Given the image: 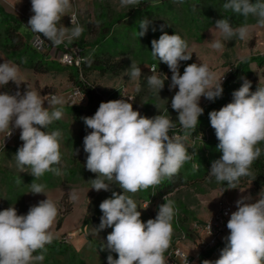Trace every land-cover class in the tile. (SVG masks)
<instances>
[{
    "label": "clouds",
    "instance_id": "clouds-1",
    "mask_svg": "<svg viewBox=\"0 0 264 264\" xmlns=\"http://www.w3.org/2000/svg\"><path fill=\"white\" fill-rule=\"evenodd\" d=\"M119 2L120 7L130 9L141 0ZM71 8V0H31L33 15L26 26L55 46L71 42L84 32L74 15L70 16V28L61 23ZM223 8L245 18L257 17V24L264 26V0H227ZM150 23L148 18L139 22V37L146 35ZM215 26L224 40H244L249 35L247 24L233 28L227 18L217 20ZM151 46L152 56L172 73L170 90L178 88L171 99V107L178 113L177 121L185 132L194 130L204 112L201 97L209 101L221 97L224 76L218 78L207 64L197 63L188 64L181 75L180 63L190 60L192 53L179 34L164 32L158 40L151 41ZM211 47L221 50L224 45L215 39ZM149 68L152 74L147 77V84L159 93L167 76L157 72L156 64ZM127 71L132 80L142 75L134 63ZM242 79V85L232 93V102L209 113L219 141L218 151L222 153L212 162L209 174L217 182H227L228 189L237 188L241 177L252 175L251 166L262 153L258 145L264 143V87L258 86L253 92L251 81ZM9 82L19 89L24 79L17 65L4 61L0 63V87ZM44 102L29 87L23 93L0 92V133L6 138L13 134V129L20 130L23 144L14 155L17 167L22 172L25 167L30 168V174L37 179L49 171L60 174L53 166L61 161V132L41 129L62 118L63 110L56 106L65 101L52 95L48 107ZM81 119L91 129L83 138L85 167L96 175L91 189L112 191L115 184L123 191H112L111 197L99 205L103 215L97 234L99 230L112 229L100 249L118 255L113 258L109 254L107 264H166L164 253L171 244L176 214L174 202L165 196L156 217L143 222L137 203L127 193L158 186L163 179L176 175L191 159L184 143L188 136L170 135L176 127L172 119L164 114L143 116L126 99L101 102L94 115ZM30 187L33 194H45L44 185L32 182ZM70 198L78 199L75 193ZM236 209L227 221L229 235L223 238L225 246L219 258L214 262L204 260L202 264H264V188L254 201L251 196L238 199ZM57 215L58 208L48 197L31 206L26 215H19L15 206L0 211V264H40L45 258V246L54 239L50 229Z\"/></svg>",
    "mask_w": 264,
    "mask_h": 264
},
{
    "label": "rangeland",
    "instance_id": "rangeland-1",
    "mask_svg": "<svg viewBox=\"0 0 264 264\" xmlns=\"http://www.w3.org/2000/svg\"><path fill=\"white\" fill-rule=\"evenodd\" d=\"M225 2L227 1L209 0L210 8L207 9L203 8V5H197L196 0H190L188 3L183 0L182 2L169 0L167 3L155 0L151 2L152 10L146 17L135 18L132 13L139 7L130 9L120 7L119 0H71L72 8L62 18L61 23L70 28V16L75 14L77 22L84 28V32L79 38L52 48L46 57L48 63L31 66L30 63H27L26 57L21 59L22 62H26L25 64L16 63L8 57L0 45V63L4 61L14 63L19 67L24 79L19 89L15 84L9 82L7 86L0 87V92L14 94L19 90L23 93L29 87L40 94L41 99L45 101V107H48L47 101L52 95L65 101L63 105L56 106L62 108V118L53 121L47 129H41L47 132L57 130L61 132V161L60 164L53 166L60 170L59 175L49 171L37 179L30 174V168L25 167L22 172L17 167L14 155L23 144L19 138V129L15 130V135L9 146L0 152V211L15 206L19 215H26L31 206L47 199V197L58 208V215L50 231L55 239L66 244L69 249L64 255L56 254L47 262L44 259L40 264H107L109 254L113 258H118L116 253L100 249L103 247V243H106V237L112 229L99 230L98 234L97 229L103 215L99 208L100 203L104 199L110 198L112 191L121 194L123 191L115 184L112 185V191L97 192L91 189V180L95 179L96 175L81 165L79 160L81 159V155H79L81 150L78 149V144L83 141L79 135L81 124L76 121L70 111L72 104L81 103L78 98L80 95L78 94L75 98L69 97L76 89L71 81L74 69L62 67L59 63L58 60L62 54L61 46L68 48L81 42L85 52L100 53L101 49L107 50L105 54L100 55L103 63H95L94 68L82 78L105 90L126 95L130 103L134 105L133 108L143 116L151 118L164 114L177 125L179 124L178 113L172 109L171 99L178 88L172 90L169 88L172 73L165 75L167 79L159 93L147 84V77L152 74L149 67L154 64L150 59L148 40L153 37V32L163 33L168 29L173 30L188 43V52L192 53L190 60L180 63L181 75L188 64L197 63L207 64L218 78L226 77L245 59L264 54V26H259L257 17L254 16L245 18L246 23H243L235 13L223 8ZM0 6L7 15L28 18L33 15L31 0H0ZM145 18H148L151 23L146 35L139 37L137 32L139 22ZM223 18L229 19L233 28L247 24L249 26L248 37L244 40L237 38L230 41L224 40L215 26V22ZM23 33L25 40H33L27 30H23ZM107 33V39L102 41V36ZM215 39H219L223 43L224 47L221 50L211 47V43ZM242 57L245 59L242 60ZM132 63L139 66L142 72L141 77L137 80H132L127 71ZM114 64L117 68H113ZM249 67L256 76L257 86L264 87V67L257 65L255 61H251ZM157 72L160 71L157 70ZM137 87L140 88L139 92L136 91ZM237 89L239 88L236 86H229L224 91L222 101L215 108L221 109L232 102V93ZM72 100H74L73 103H71ZM206 102L207 99L201 97L200 106L203 108L207 104ZM4 135V133H0L1 138ZM205 138L204 141L197 140V144L201 148V157L208 162L203 163L201 160L193 163V167L198 171L187 184L167 195H159L152 188L142 189L135 194L127 193L137 203L143 222L156 217L159 205L165 202V196L174 202L176 214L172 221L173 235L170 247L165 251L164 257L176 248H181L194 258L192 264H200L199 257L203 249L210 250L206 260L214 262L219 258L220 251L225 246L224 243H221L223 239V235H221L219 238L221 242L207 249L206 242L209 237L205 233L195 232L194 224L208 221L222 203L230 204L234 211L237 210L236 201L238 199L242 196H251L254 201L261 189L264 188L263 185L258 186L253 180L248 179L244 186L237 185L235 189H228L227 184L217 182L214 177H211L209 174L211 164L214 160L219 159L222 153L218 151L219 141L212 128L208 130ZM209 143L213 146L212 148ZM258 147L262 149L258 159L264 160V143H260ZM253 165L250 169L252 173H254ZM32 182L44 185L45 194L31 193ZM73 193L78 197L75 201L70 198ZM145 207L147 208L144 209Z\"/></svg>",
    "mask_w": 264,
    "mask_h": 264
},
{
    "label": "trees",
    "instance_id": "trees-1",
    "mask_svg": "<svg viewBox=\"0 0 264 264\" xmlns=\"http://www.w3.org/2000/svg\"><path fill=\"white\" fill-rule=\"evenodd\" d=\"M155 0H141V3L138 5L139 8L134 10L132 13L133 17L135 18H143L148 15V13L152 10V3ZM161 2L167 3L169 0H160ZM184 2H189L190 0H183ZM203 1V2H202ZM196 0L197 5L201 6L203 5V8L209 9L208 6L209 0ZM227 1V0H226ZM254 3L255 0H252ZM131 15V16H132ZM237 17H239L240 20L243 21V23H246L244 20L245 17L242 15L235 14ZM29 18L26 16H12L7 15L3 8L0 6V45L2 50L8 55L9 58L13 59L16 63H26L22 62V58H27V63H30V65L35 66L39 63V65L43 63H48V60L46 57H48V54L52 48L55 47L50 41L44 39L45 44L47 45L43 49H37L32 44V39L30 41H27L24 39L25 34L23 33V30H27L31 35L32 38L35 35H39L36 33H33L27 26ZM112 25V24H111ZM110 25V26H111ZM137 32H139V29H137ZM166 33L169 35L175 34L173 30H166ZM164 33V32H163ZM163 33L161 32H153V37L148 40V50L150 53V59L151 61L157 65V70L160 71L161 74L169 75L171 71L169 70L168 66L164 64L163 62H160L157 58H154L151 54L152 46L151 41L153 39H159L160 35ZM107 34H104L102 36V41L104 39H107ZM40 36V35H39ZM103 43V42H102ZM78 45L82 46V43L79 42ZM59 47V46H58ZM83 47V46H82ZM62 50L64 48L61 46ZM107 51V50H106ZM103 49L99 52H85L83 53V60L81 62L80 68L79 67H69L74 69V73L71 74V81L74 84L76 88H78L82 93L84 100L83 102L79 104H72L70 106V111L73 113L76 121L81 124L80 128V137L83 139L85 135L91 132V129L87 128L84 124L82 117L86 116H92L95 114V112L98 110V107L101 102H108L110 100H118V97L121 96L120 92H113L109 90H105L99 85L88 81L87 79H83L82 77L86 75V73L90 70H92L95 66V63L102 64L103 60L100 55L105 54ZM251 61H255L257 65L260 67H264V54L255 56L253 58H250L248 60H244L241 63L235 67L234 71H231L227 74L225 77V80L222 82L223 87V93L222 96L219 98H216L214 101H209L207 99V104L203 106L204 112L199 117V122L194 130H188L185 132V130L180 126V124H177L174 129L170 131V135H178V136H184L187 135L188 139L184 141L185 146L187 147L189 155H191V159L183 164V166L180 168L179 172L172 176L171 178H165L163 181L155 187H149L152 188L156 193L159 195H167L171 192H173L175 189L187 184L190 180H192L195 177V172L198 171L197 169L193 167V163L200 162L201 160L203 163H207L208 161L206 159H203L201 157V148L200 145L197 144V140L204 141L206 138V134L208 133V130H210L211 124L209 119V113L213 110L218 111L219 109H216L215 106L222 101V98L224 96V91L229 86H236L239 88L243 83V78L248 79L252 83L251 91H256L257 84H256V76L252 72V70L249 67V63ZM113 68H117L116 64H114ZM62 67H67L63 66ZM105 68H108L104 66ZM12 83V82H11ZM14 85V83H12ZM123 99H127V97L124 96ZM129 101V100H128ZM130 102V101H129ZM134 107V105H133ZM134 109V108H133ZM135 110V109H134ZM213 129V128H212ZM214 130V129H213ZM215 131V130H214ZM193 140V141H192ZM211 148L213 147L210 145ZM78 149L81 150L79 153L80 162L81 165L85 167L86 159H87V153L84 152V144L83 141L78 144ZM253 171L251 176H245L241 177L239 180V183L237 185L244 186L245 182L248 179H251L254 181V183L258 186L263 185L264 186V160L256 159L253 163ZM203 171V170H202ZM203 174L206 172H202ZM202 173H199L202 175ZM198 174V175H199ZM197 175V174H196ZM227 184V182H224ZM200 223V222H198ZM46 251H44V259L46 262L51 259V257L55 256L56 254L64 255L68 251V246L61 241L57 239H53L52 243L47 244L45 246ZM209 249L205 251L204 249L200 253V264L204 260H206V256L209 253ZM39 253H34V255H37ZM166 264H179L177 260L172 255H167L165 257ZM169 262V263H168Z\"/></svg>",
    "mask_w": 264,
    "mask_h": 264
},
{
    "label": "built area",
    "instance_id": "built-area-1",
    "mask_svg": "<svg viewBox=\"0 0 264 264\" xmlns=\"http://www.w3.org/2000/svg\"><path fill=\"white\" fill-rule=\"evenodd\" d=\"M73 15L76 17L75 14H72V16ZM32 44L37 49H43L44 47L47 46L43 38L39 35L33 36ZM83 53H84V47L75 44L68 48H64L61 54V58H59L58 61L63 66L80 68L81 62L83 60ZM224 80L225 77H223V81ZM78 94L80 95L78 98L80 99L81 102H83L84 100L83 93L78 88H76L74 90V93L69 95V97L75 98V96H77ZM124 96L127 97L126 95L121 93V96H119L118 99H123ZM73 102L74 100L71 101V103ZM15 130L16 129H13V134L10 137L5 138L4 135V137L0 139V152L9 146L13 136L15 135ZM233 211L234 208L232 205L222 203L219 209L217 210V212L208 221L200 222V223L197 222L194 224L193 229L195 232L199 234L205 233L209 237V240L206 242L207 249L209 247H214L215 245L219 244L221 242L219 239L221 235H223V238L229 235V230L227 229L226 225ZM210 225H211V235H209ZM221 243L225 244L224 239H222ZM168 255H172L179 264H186L187 261L188 264L193 263V257L185 253L181 248H176Z\"/></svg>",
    "mask_w": 264,
    "mask_h": 264
},
{
    "label": "crops",
    "instance_id": "crops-1",
    "mask_svg": "<svg viewBox=\"0 0 264 264\" xmlns=\"http://www.w3.org/2000/svg\"><path fill=\"white\" fill-rule=\"evenodd\" d=\"M2 137V136H1ZM1 137H0V139H1ZM193 260H194V258H193Z\"/></svg>",
    "mask_w": 264,
    "mask_h": 264
}]
</instances>
